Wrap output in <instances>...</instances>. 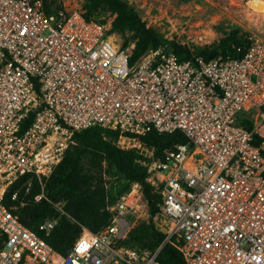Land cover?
Masks as SVG:
<instances>
[{
  "label": "built area",
  "instance_id": "obj_1",
  "mask_svg": "<svg viewBox=\"0 0 264 264\" xmlns=\"http://www.w3.org/2000/svg\"><path fill=\"white\" fill-rule=\"evenodd\" d=\"M111 28L82 8L0 0V264H160L168 241L186 264H264V38L249 35L240 57L180 61L159 46L132 62ZM92 126L185 134L149 166L166 229L155 248L128 242V198L66 253L4 202L23 175L26 194L48 178Z\"/></svg>",
  "mask_w": 264,
  "mask_h": 264
},
{
  "label": "rangeland",
  "instance_id": "obj_2",
  "mask_svg": "<svg viewBox=\"0 0 264 264\" xmlns=\"http://www.w3.org/2000/svg\"><path fill=\"white\" fill-rule=\"evenodd\" d=\"M45 1V0H44ZM51 8H82L84 0H47ZM53 1V3H52ZM146 25L152 28L159 38L160 44L148 48L136 59L159 46L169 48L170 42L175 41L191 47H219L222 40L236 34V38L256 35L264 38V0H127ZM84 10V9H83ZM101 20H113L114 15L106 9H97L95 14ZM117 42L122 46L129 45L132 51L139 42L140 35L132 29L116 31ZM135 59V60H136ZM104 138L116 142L131 152L134 156L131 172L144 176V181L150 186L152 193L160 196L156 184L151 179L150 163L156 158L159 150L147 145L138 137L122 134L112 139L106 132ZM75 144L71 143L72 150ZM65 152V154L67 153ZM64 154V155H65ZM115 153L88 150L82 154L72 182L77 191L68 193L59 189L58 174L39 179L40 192L44 198L61 213L65 222L75 226L78 233L83 227L91 228L88 219L100 225L109 221L114 207L123 198L131 200L128 217L137 227H144L150 221L148 200L144 184L139 180H131L127 171L112 164ZM64 157V156H63ZM62 160V159H61ZM39 192V193H40ZM51 195H50V194ZM135 223V225H134ZM157 226L165 228L160 214L156 218Z\"/></svg>",
  "mask_w": 264,
  "mask_h": 264
},
{
  "label": "trees",
  "instance_id": "obj_3",
  "mask_svg": "<svg viewBox=\"0 0 264 264\" xmlns=\"http://www.w3.org/2000/svg\"><path fill=\"white\" fill-rule=\"evenodd\" d=\"M44 2L45 8L49 13L60 8L59 6H56L58 8L52 9L50 6L51 1L48 2L45 0ZM82 7L87 16L95 14L97 9L109 10L114 15L111 28L114 32L132 29L139 33V42L137 43L134 51H132V62H134L136 57L146 49L157 47L161 43L152 28L146 25L145 21L141 19L137 11L129 5L127 0H84ZM102 20L105 21V19ZM235 36L236 34L232 37L228 36L224 38L217 48H196L171 41L168 49H170L180 61L190 59L194 54L202 55L205 59H211L220 54L224 56L230 54L235 57H240L243 55L244 50L243 48L242 50H238L237 47L239 45L245 46L248 40L246 37L238 39ZM102 132L109 134L112 139H117L122 134L130 137H138L146 142L147 145L154 146L157 150H159L156 158L162 155L165 148L172 146L175 142L186 141V136L180 130L173 133L150 131L147 134L140 135L119 128L92 126L75 133V144L73 149H69L67 151L52 172L54 175L58 174L57 187L59 189H64L68 193H75L77 191V187L72 182L71 178L82 154L88 150H96L112 154L115 153L112 159V164L127 171L131 180H139L144 184V191L150 210L149 223L141 228H136L134 226V228L130 231L128 242L143 247L155 248L163 241L166 235V229H160L156 223V218L160 213L158 206L160 196L158 197L155 193L151 192L150 186L144 181L145 175L131 172L134 161L133 154L127 151V149L124 150L123 147L121 145L119 146L116 142L104 138L101 134ZM29 175L30 173L23 175L19 180L10 186L5 195L4 202L8 205V207L12 208L13 211L19 214L23 223L38 232L57 250L62 253H66L73 245L79 233L75 226L69 222H65V218L62 219V216L58 225L51 231L46 232L39 229V224L45 218L58 216L60 213L56 211L46 198H41L39 201L33 200L34 195L40 192V183L36 176L34 177L32 190L29 194L25 193L24 187H20ZM44 177L45 176H42V178ZM17 187H20L19 196L15 201H12L10 199V195ZM95 217L96 216H92L88 219V225L91 227V230H97L108 222L107 220L105 223L103 222L100 225H97L93 221ZM159 262L160 264H186L182 252L169 241L166 242L161 249Z\"/></svg>",
  "mask_w": 264,
  "mask_h": 264
}]
</instances>
